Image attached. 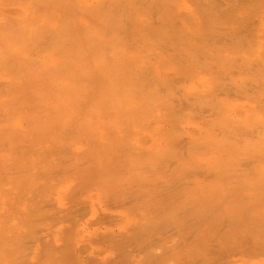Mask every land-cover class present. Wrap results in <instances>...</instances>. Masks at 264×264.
Returning a JSON list of instances; mask_svg holds the SVG:
<instances>
[{
	"label": "bare ground",
	"instance_id": "1",
	"mask_svg": "<svg viewBox=\"0 0 264 264\" xmlns=\"http://www.w3.org/2000/svg\"><path fill=\"white\" fill-rule=\"evenodd\" d=\"M0 264H264V0H0Z\"/></svg>",
	"mask_w": 264,
	"mask_h": 264
}]
</instances>
